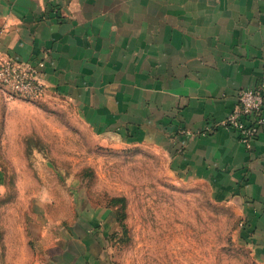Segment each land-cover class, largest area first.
I'll use <instances>...</instances> for the list:
<instances>
[{
  "label": "crops",
  "instance_id": "crops-1",
  "mask_svg": "<svg viewBox=\"0 0 264 264\" xmlns=\"http://www.w3.org/2000/svg\"><path fill=\"white\" fill-rule=\"evenodd\" d=\"M0 53L38 65L101 137L211 183L264 260V131L249 148L220 124L241 89L264 93V0H0ZM27 250L16 264H40Z\"/></svg>",
  "mask_w": 264,
  "mask_h": 264
},
{
  "label": "rangeland",
  "instance_id": "rangeland-1",
  "mask_svg": "<svg viewBox=\"0 0 264 264\" xmlns=\"http://www.w3.org/2000/svg\"><path fill=\"white\" fill-rule=\"evenodd\" d=\"M13 60L0 79V264L25 242L40 264H264L211 183L150 143L101 137L44 70Z\"/></svg>",
  "mask_w": 264,
  "mask_h": 264
},
{
  "label": "built area",
  "instance_id": "built-area-1",
  "mask_svg": "<svg viewBox=\"0 0 264 264\" xmlns=\"http://www.w3.org/2000/svg\"><path fill=\"white\" fill-rule=\"evenodd\" d=\"M19 66L11 58L0 57V79L8 80ZM25 73V72H24ZM235 129L247 147L264 131V93L257 88L241 89L238 102L231 113L220 123Z\"/></svg>",
  "mask_w": 264,
  "mask_h": 264
}]
</instances>
